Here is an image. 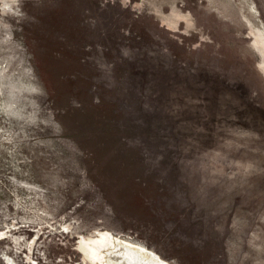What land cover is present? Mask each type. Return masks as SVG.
<instances>
[{"label":"rangeland","instance_id":"rangeland-1","mask_svg":"<svg viewBox=\"0 0 264 264\" xmlns=\"http://www.w3.org/2000/svg\"><path fill=\"white\" fill-rule=\"evenodd\" d=\"M264 264V0H0V264Z\"/></svg>","mask_w":264,"mask_h":264},{"label":"bare ground","instance_id":"bare-ground-1","mask_svg":"<svg viewBox=\"0 0 264 264\" xmlns=\"http://www.w3.org/2000/svg\"><path fill=\"white\" fill-rule=\"evenodd\" d=\"M121 236L112 233L108 243L101 247L104 264H162L146 245Z\"/></svg>","mask_w":264,"mask_h":264}]
</instances>
